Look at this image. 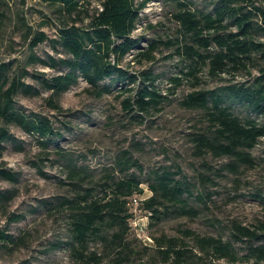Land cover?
<instances>
[{"label": "rangeland", "instance_id": "obj_1", "mask_svg": "<svg viewBox=\"0 0 264 264\" xmlns=\"http://www.w3.org/2000/svg\"><path fill=\"white\" fill-rule=\"evenodd\" d=\"M185 1L192 8H212L209 0ZM99 2L81 1L80 12L68 15L58 11L51 0H0V67L5 66L10 80L20 79L29 86V90L12 96L11 107L30 117H47L60 133L41 141L37 135L0 119V127L12 136L4 144L0 169L6 168L17 177L12 182L0 174V229L12 236V241H0V264H114L121 258L119 252L98 238L89 239L84 257H80L74 250L79 247L70 224L75 209L71 202L79 200L78 194L87 188L101 195L106 177L137 178L144 198L154 194L151 186L159 187L164 176L178 181L182 189L179 201L162 198L166 207L160 220L151 222L145 213L139 216L147 224L144 231L134 230L126 238L137 253H128L124 264L147 260L171 264L154 249L153 237L161 234L178 238L196 253L195 236H214L231 241L239 255L246 254L257 242H239L232 234L235 224L254 229L264 222V200L260 197H264V140L247 150L254 165L234 157L214 156L210 151L200 153L195 136L211 135L206 110L187 108L182 101L194 89L253 83L264 58L256 56L250 72L241 69L216 79L203 67L197 84L183 75L191 60L177 54L176 46L170 43L176 38L182 40L172 17L178 1L148 0L133 32L140 39L139 47L121 64L135 79L106 78L99 85L110 90L97 97L80 77L67 91L54 96L42 79L68 70L59 62L68 57L57 42L59 30L67 24L85 27ZM38 32L47 39L31 48ZM257 38L264 42V35ZM151 42L158 43L152 58L136 56ZM52 59L54 67L44 63ZM148 75L154 77V86L161 94L159 105L144 114L125 111L123 100L135 98L138 89L149 85ZM176 76L182 78L180 84L172 81ZM127 88L132 90L127 92ZM225 105L242 120H258L250 108L236 100L228 99ZM126 155L128 161L124 160ZM93 252L99 261H91ZM185 264L233 263L192 256Z\"/></svg>", "mask_w": 264, "mask_h": 264}, {"label": "trees", "instance_id": "obj_2", "mask_svg": "<svg viewBox=\"0 0 264 264\" xmlns=\"http://www.w3.org/2000/svg\"><path fill=\"white\" fill-rule=\"evenodd\" d=\"M57 10H64L68 15L80 12L78 7L89 0H51ZM100 0V6L91 16L85 27L76 24L64 25L58 33V43L64 48L68 57L59 60L68 70L50 78L42 79V84L59 96L75 85L82 77L97 97L108 92L109 87H100L99 83L106 78L134 80L121 64L128 53L139 47L140 39L133 36L140 19V11L148 0ZM178 9L172 14L178 24L179 38L170 41L176 46V53L185 59H190L189 70L184 72L186 78L200 82L198 75L203 67L212 78L231 75L241 69L249 70L255 63L256 56L264 58V42L257 36L264 35V0H209L210 10L192 8L185 0H177ZM83 22L84 19L81 18ZM47 39L43 32L36 33L31 42V48ZM183 41V42H182ZM157 42H151L144 50L136 54L141 57H153ZM46 65L55 66L54 60ZM0 67V119L6 124H16L24 131L37 135L41 141L50 140L59 135L45 116L30 117L11 107L12 96L18 91L29 90V86L20 79L11 80ZM260 75L251 84L233 83L217 89H194L183 99L182 105L187 108H203L209 121L210 134H197L194 138L200 153L210 151L214 156L234 157L240 163L254 165L247 150L254 148L261 139L264 140V66ZM141 89L135 98L128 96L123 100V108L128 112H149L151 107L159 105L161 94L154 86V77ZM175 84H180L182 78H172ZM154 86V87H151ZM132 89L127 88L130 92ZM37 93V91L35 92ZM232 99L246 105L257 116L256 119L242 120L235 115L226 100ZM53 101V100H51ZM56 109L61 107L52 103ZM5 127H0V156L5 142L11 139ZM129 155L124 160H129ZM135 164V162H132ZM0 174L7 180L17 181V177L6 168L0 169ZM169 183V184H168ZM141 182L135 177H106L102 194H94L87 188L78 194L80 199L71 202L75 209L71 220V231L78 247L80 257H84L90 238L101 239L109 248L119 252L114 264H124L128 253L136 254L137 250L126 242V238L135 233L131 222L145 213L152 221H158L166 207L162 198L173 202L179 201L182 194L180 183L167 180L164 176L159 184L151 186L154 191L150 197L135 203V199L143 194ZM160 190V191H158ZM263 200L264 197L260 196ZM149 221V223L151 224ZM233 239L239 242L256 241L249 246L244 255H239L231 241H224L214 236H195V245L199 250L193 252L176 237L165 234L154 236V249L164 262L185 264L192 256L199 260L204 258L225 259L233 264H264V222L254 229L234 225ZM0 241H12V236L0 229ZM149 244L145 245L148 249ZM122 255V256H121ZM125 257V258H123ZM91 261H99L95 252ZM193 261V260H192ZM139 264H155L144 261Z\"/></svg>", "mask_w": 264, "mask_h": 264}, {"label": "built area", "instance_id": "obj_3", "mask_svg": "<svg viewBox=\"0 0 264 264\" xmlns=\"http://www.w3.org/2000/svg\"><path fill=\"white\" fill-rule=\"evenodd\" d=\"M146 199L142 196L139 197V199H135V203H138L140 200ZM147 218V216H145ZM147 222H145L143 220V218L141 217H137L135 218L132 222L131 225L133 226V228L135 229V231L140 232V231H144V228L146 227Z\"/></svg>", "mask_w": 264, "mask_h": 264}, {"label": "clouds", "instance_id": "obj_4", "mask_svg": "<svg viewBox=\"0 0 264 264\" xmlns=\"http://www.w3.org/2000/svg\"><path fill=\"white\" fill-rule=\"evenodd\" d=\"M10 166H14V165H10Z\"/></svg>", "mask_w": 264, "mask_h": 264}]
</instances>
